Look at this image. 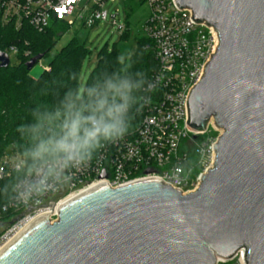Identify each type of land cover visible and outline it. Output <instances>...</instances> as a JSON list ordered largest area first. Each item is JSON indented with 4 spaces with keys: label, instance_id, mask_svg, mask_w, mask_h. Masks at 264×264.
<instances>
[{
    "label": "water",
    "instance_id": "obj_1",
    "mask_svg": "<svg viewBox=\"0 0 264 264\" xmlns=\"http://www.w3.org/2000/svg\"><path fill=\"white\" fill-rule=\"evenodd\" d=\"M175 1L219 35L188 99L192 130L213 121L222 131L212 169L187 195L158 180L98 185L59 207L55 221L31 222L0 264H218L239 254L264 264V0ZM10 65L0 52V69Z\"/></svg>",
    "mask_w": 264,
    "mask_h": 264
},
{
    "label": "built area",
    "instance_id": "obj_2",
    "mask_svg": "<svg viewBox=\"0 0 264 264\" xmlns=\"http://www.w3.org/2000/svg\"><path fill=\"white\" fill-rule=\"evenodd\" d=\"M114 1L0 0V24L16 31L30 28L38 33L47 32L53 25L70 29L75 24L70 18L78 11L82 26L91 29L108 19L104 7ZM121 1L145 4L150 10L141 31L142 36L153 43L158 70L149 82L154 85L152 90L149 84L143 90L142 122L131 136L103 145L87 165L67 169L66 180L49 193L27 203L12 202L5 207L4 211L9 210L13 215L7 223L0 222L4 227L0 251L35 219L49 215L50 220L55 221L59 207L98 185L107 184L116 189L140 181L158 180L187 195L198 189L203 175L214 165V146L222 131L213 121L203 132L192 130L188 99L217 53L220 45L217 31L205 22H196L192 11L179 8L175 0ZM119 31L123 34L126 29L119 27ZM211 129L220 132L217 140L198 145V138ZM195 146L197 160L192 166L190 157ZM21 168L20 162L5 161L0 166V180ZM147 170L154 173L146 175ZM103 173L106 177L101 179Z\"/></svg>",
    "mask_w": 264,
    "mask_h": 264
},
{
    "label": "trees",
    "instance_id": "obj_3",
    "mask_svg": "<svg viewBox=\"0 0 264 264\" xmlns=\"http://www.w3.org/2000/svg\"><path fill=\"white\" fill-rule=\"evenodd\" d=\"M70 29L63 25H53L47 32L38 33L30 28L20 31L0 24V52L13 55L14 62L7 69H0V166L5 161L19 158L20 171H13L9 177L0 180V222L7 223L12 212L4 211L13 202V188L25 177L27 150L33 146L31 128L43 122L50 114L62 109L66 95L78 91L80 69L86 56L84 45L72 40L56 55L39 78L34 79L26 70L25 64L33 57L51 52L54 42ZM126 30L121 39H128ZM12 50L15 51L12 54ZM44 57V58H45ZM158 70L152 41L142 36L136 40L135 51L123 59L118 51L101 53L97 66L91 73L82 104L89 101V89L104 90L109 81L127 82L131 87L129 109L126 122L128 131L124 137L134 134L139 128L144 109L141 102L143 90ZM211 139L214 135L210 136ZM120 139V138H119ZM204 139V138H203ZM208 141V140H207ZM110 142L105 143L109 144ZM10 148L11 157H4V151ZM101 149V148H100ZM99 149V150H100ZM99 150L93 157L97 156ZM192 166L195 165L191 154ZM30 171V169H28ZM199 170H196L198 173Z\"/></svg>",
    "mask_w": 264,
    "mask_h": 264
},
{
    "label": "clouds",
    "instance_id": "obj_4",
    "mask_svg": "<svg viewBox=\"0 0 264 264\" xmlns=\"http://www.w3.org/2000/svg\"><path fill=\"white\" fill-rule=\"evenodd\" d=\"M131 85L109 81L104 90L89 89V101L69 92L62 109L31 128L33 146L27 150L25 179L13 188V203L42 197L65 181L66 170L87 165L107 142L128 131ZM154 85L149 84L152 90ZM30 169V171H28Z\"/></svg>",
    "mask_w": 264,
    "mask_h": 264
},
{
    "label": "rangeland",
    "instance_id": "obj_5",
    "mask_svg": "<svg viewBox=\"0 0 264 264\" xmlns=\"http://www.w3.org/2000/svg\"><path fill=\"white\" fill-rule=\"evenodd\" d=\"M104 11L109 14L108 19L102 20L98 25L91 29H87L82 26L81 21L78 19L79 12L75 11L73 16L70 18V21H74L75 24L59 40L54 42L49 55L42 59L33 68L30 72V76L34 79L39 78L45 70L49 69L52 59L75 39L79 43L83 44L86 50V56L80 69L78 83V91L84 96L88 79L91 73L95 70L98 56L101 53L111 52L113 49H116L121 58L125 59L130 56L136 49V40L142 37V25L150 16L148 6L134 1H129L127 3L121 0H116L114 2L107 3L104 7ZM114 16L115 18L113 19L112 17ZM119 27H124L126 30L130 31L128 39H121L122 33L119 31ZM9 57L11 63H13V55H10ZM211 135H214L213 139L210 138ZM219 135L220 132H215L211 129L209 133L198 138L197 144L201 145L205 142H213L217 140ZM196 153L197 151L195 146V151L192 153L195 155V158L193 159L194 163H196L197 160ZM4 155V157L13 156L11 155L10 148L4 151ZM12 161L15 163L21 162V160L15 156ZM3 228L4 227L0 225V235L4 230ZM241 258L242 255L239 254L230 261L221 260L218 264H241Z\"/></svg>",
    "mask_w": 264,
    "mask_h": 264
},
{
    "label": "bare ground",
    "instance_id": "obj_6",
    "mask_svg": "<svg viewBox=\"0 0 264 264\" xmlns=\"http://www.w3.org/2000/svg\"><path fill=\"white\" fill-rule=\"evenodd\" d=\"M240 263H241V264H246V263H245V259H244V256H243V255H242V258H241V260H240Z\"/></svg>",
    "mask_w": 264,
    "mask_h": 264
},
{
    "label": "snow or ice",
    "instance_id": "obj_7",
    "mask_svg": "<svg viewBox=\"0 0 264 264\" xmlns=\"http://www.w3.org/2000/svg\"><path fill=\"white\" fill-rule=\"evenodd\" d=\"M62 11V10H61Z\"/></svg>",
    "mask_w": 264,
    "mask_h": 264
}]
</instances>
